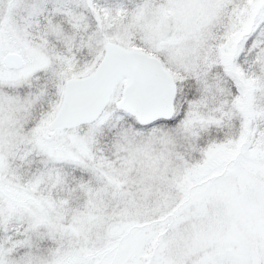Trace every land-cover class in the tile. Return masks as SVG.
<instances>
[{
	"label": "snow or ice",
	"instance_id": "1",
	"mask_svg": "<svg viewBox=\"0 0 264 264\" xmlns=\"http://www.w3.org/2000/svg\"><path fill=\"white\" fill-rule=\"evenodd\" d=\"M0 264H264V0H0Z\"/></svg>",
	"mask_w": 264,
	"mask_h": 264
}]
</instances>
